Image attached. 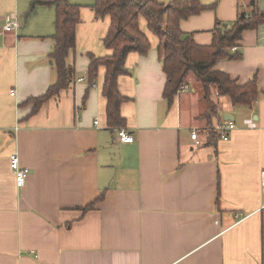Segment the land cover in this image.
Segmentation results:
<instances>
[{
	"label": "crops",
	"instance_id": "0c3cea01",
	"mask_svg": "<svg viewBox=\"0 0 264 264\" xmlns=\"http://www.w3.org/2000/svg\"><path fill=\"white\" fill-rule=\"evenodd\" d=\"M200 2L216 8L180 24L200 46L213 43L217 21L264 16V0ZM9 16L20 28L5 33ZM140 27L151 50L127 57L118 80L127 98L121 126L108 123L106 68L89 79L90 56L112 55L104 46L110 19L89 6L81 7L66 59L73 81L33 113L31 100L59 78L50 58L56 8L0 0V264H264V23L231 49L240 59L216 67L240 85L255 80L257 101L237 108L213 92L211 118L194 76L188 91L165 98L160 39L144 18ZM228 123L236 129L224 141L218 127ZM122 129L134 143L119 141ZM15 154L30 170L23 188L11 167Z\"/></svg>",
	"mask_w": 264,
	"mask_h": 264
},
{
	"label": "trees",
	"instance_id": "16d2710c",
	"mask_svg": "<svg viewBox=\"0 0 264 264\" xmlns=\"http://www.w3.org/2000/svg\"><path fill=\"white\" fill-rule=\"evenodd\" d=\"M38 5H54L56 8V46L50 58L59 78L45 96L31 100L35 104L33 113L73 81L74 72L67 66L66 59L76 48V29L81 21V6L72 5L68 0H36L32 9ZM92 8L97 18L110 19L104 46L112 55L105 58L90 56L89 79L93 81L96 78L101 66L106 68L103 94L108 101L107 115L111 127L121 126L124 121L121 105L127 98L119 93L118 80L127 74V57L131 53L145 56L151 50V42L140 27L142 18L147 21L149 30L160 39L158 51L167 76L164 95L169 102H173L191 76L200 83L203 97L209 104L207 118L217 114L218 106L211 100L213 92L219 97H228L237 108H251L257 101L259 90L255 80L240 85L216 67L222 60L241 58V55H232L230 51L241 41L245 31L257 29L264 23L262 14L255 12L251 18L241 14L230 25L217 21L213 43L200 46L192 34L182 32L181 21L214 10L216 4L204 6L200 0H174L169 4L160 0H96ZM219 135L212 133L214 138H219ZM92 208L89 205L84 210Z\"/></svg>",
	"mask_w": 264,
	"mask_h": 264
},
{
	"label": "built area",
	"instance_id": "2783aa9c",
	"mask_svg": "<svg viewBox=\"0 0 264 264\" xmlns=\"http://www.w3.org/2000/svg\"><path fill=\"white\" fill-rule=\"evenodd\" d=\"M5 21H6V24L4 27L5 33H12V32L17 31L20 28L19 19L15 16H9L6 18ZM234 50H236V49H234ZM93 87H96V85L93 84ZM189 89L190 88L188 85H184L179 90V92H185V91H188ZM12 93H14V92H12ZM95 125L98 126L99 121H96ZM235 129H236V125L233 123H228L225 126H219L218 132L220 134V138L224 141H228L231 132L234 131ZM191 137H192V140L195 141V143L197 145H199L200 141H199V136H198L197 132H193ZM118 139L121 143H124V144H132L135 142L134 136L129 134V132H127L125 129H122L119 131ZM11 167H12L14 175H15L17 187L23 188L26 184L27 177L30 174V170L27 168H23L21 166L19 156L16 154L11 157ZM260 185H261L262 192L264 193V171H262L261 175H260Z\"/></svg>",
	"mask_w": 264,
	"mask_h": 264
},
{
	"label": "rangeland",
	"instance_id": "374dc122",
	"mask_svg": "<svg viewBox=\"0 0 264 264\" xmlns=\"http://www.w3.org/2000/svg\"><path fill=\"white\" fill-rule=\"evenodd\" d=\"M34 1H36V0H32V4H33ZM68 3H70L72 5H80L81 7L82 6H89V7L92 8L96 4V0H68Z\"/></svg>",
	"mask_w": 264,
	"mask_h": 264
}]
</instances>
